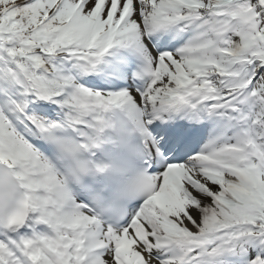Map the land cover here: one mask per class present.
<instances>
[{
    "label": "snow or ice",
    "instance_id": "6c2138e0",
    "mask_svg": "<svg viewBox=\"0 0 264 264\" xmlns=\"http://www.w3.org/2000/svg\"><path fill=\"white\" fill-rule=\"evenodd\" d=\"M0 264H264V0H0Z\"/></svg>",
    "mask_w": 264,
    "mask_h": 264
}]
</instances>
